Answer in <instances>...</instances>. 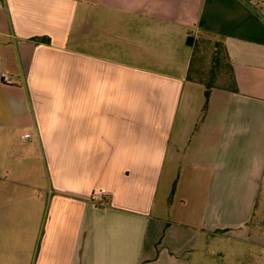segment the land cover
<instances>
[{
    "label": "crops",
    "instance_id": "crops-1",
    "mask_svg": "<svg viewBox=\"0 0 264 264\" xmlns=\"http://www.w3.org/2000/svg\"><path fill=\"white\" fill-rule=\"evenodd\" d=\"M0 73V264H264V0H0Z\"/></svg>",
    "mask_w": 264,
    "mask_h": 264
},
{
    "label": "trees",
    "instance_id": "trees-1",
    "mask_svg": "<svg viewBox=\"0 0 264 264\" xmlns=\"http://www.w3.org/2000/svg\"><path fill=\"white\" fill-rule=\"evenodd\" d=\"M44 41L48 42L47 39H44ZM202 42H210L211 45L209 46H212L213 52H216L217 55V58L212 60L209 67L206 60V48L208 45H203ZM189 78L204 87L205 104L208 102L211 91L214 88L235 90L231 67L223 53V48L216 41H201L199 46H197L193 54Z\"/></svg>",
    "mask_w": 264,
    "mask_h": 264
},
{
    "label": "rangeland",
    "instance_id": "rangeland-1",
    "mask_svg": "<svg viewBox=\"0 0 264 264\" xmlns=\"http://www.w3.org/2000/svg\"><path fill=\"white\" fill-rule=\"evenodd\" d=\"M203 43V42H202ZM203 45H208L206 48V60L208 62V67L212 63V60L217 58L216 52H213L211 43H203ZM261 234H264V229L260 231ZM235 245L233 242L227 240L225 243H220L217 237L211 238L209 248L206 250V258L201 257L199 258L196 255V259L194 261V264H237V261H235L234 258V251ZM258 250L252 249V252L256 253L259 252ZM220 254H223L225 256V259L223 261L220 260ZM238 254V253H237Z\"/></svg>",
    "mask_w": 264,
    "mask_h": 264
},
{
    "label": "built area",
    "instance_id": "built-area-1",
    "mask_svg": "<svg viewBox=\"0 0 264 264\" xmlns=\"http://www.w3.org/2000/svg\"><path fill=\"white\" fill-rule=\"evenodd\" d=\"M0 80L6 85L11 84V82L8 80L7 76L3 73H0Z\"/></svg>",
    "mask_w": 264,
    "mask_h": 264
}]
</instances>
